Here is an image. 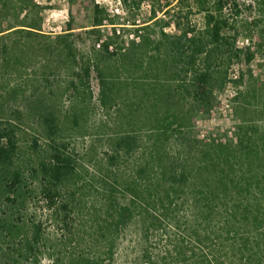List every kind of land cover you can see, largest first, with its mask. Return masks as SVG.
<instances>
[{"label":"trees","instance_id":"trees-1","mask_svg":"<svg viewBox=\"0 0 264 264\" xmlns=\"http://www.w3.org/2000/svg\"><path fill=\"white\" fill-rule=\"evenodd\" d=\"M227 7L171 0L127 46L45 33L36 0H0V264H116L126 231L133 264H264V72L234 96L230 136L191 126L254 59ZM75 223L88 251L67 250Z\"/></svg>","mask_w":264,"mask_h":264},{"label":"rangeland","instance_id":"rangeland-1","mask_svg":"<svg viewBox=\"0 0 264 264\" xmlns=\"http://www.w3.org/2000/svg\"><path fill=\"white\" fill-rule=\"evenodd\" d=\"M240 13L235 16L229 7L226 13L232 15L237 23L238 37L236 45L242 49H250L255 52L254 59L246 63L243 58L235 62L229 70V83L220 91H217V103L208 114L193 111L191 115V126L200 141L208 143L211 139L215 142L223 141L225 136H230L233 126L237 123L232 110L233 98L249 83L248 72L261 79L264 72V47L261 52L256 51L259 43L264 46V0H233ZM44 7L42 11L43 25L45 33L59 34L63 32H73L82 34L89 30H94L103 41L106 38L114 37L118 45H130L132 41L130 35L135 26H142L151 18L152 8L157 10L171 0H136V4H131V0L125 5L122 0H36ZM95 7L102 9L104 21L99 27H94ZM193 21L200 24L199 16H195ZM118 31L119 34L116 32ZM84 38V37H83ZM261 41V42H260ZM88 46L87 39L80 42V47ZM243 77V79H242ZM241 79V80H240ZM90 87L93 92V106L96 108L98 96V81L94 73L91 74ZM97 113V112H96ZM77 144L76 148H80ZM73 232L76 233L75 241L67 245V250L73 247L78 250H89L88 229L83 224H74ZM49 234L60 233L59 227L53 228L46 224ZM77 234L82 236L78 239ZM71 235V233H70ZM120 244V253L116 264H133V254L135 245L134 236L130 231H126ZM70 237V236H69ZM47 264V261H43Z\"/></svg>","mask_w":264,"mask_h":264},{"label":"built area","instance_id":"built-area-1","mask_svg":"<svg viewBox=\"0 0 264 264\" xmlns=\"http://www.w3.org/2000/svg\"><path fill=\"white\" fill-rule=\"evenodd\" d=\"M116 33L119 34L118 31ZM130 39L133 40V35L132 34L130 35ZM97 47H98V45H97ZM110 50H111V48H110Z\"/></svg>","mask_w":264,"mask_h":264}]
</instances>
